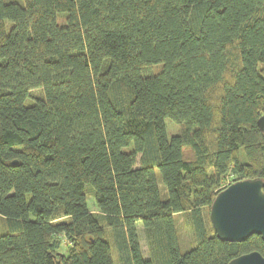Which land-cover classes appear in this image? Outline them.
Masks as SVG:
<instances>
[{
	"label": "trees",
	"instance_id": "obj_1",
	"mask_svg": "<svg viewBox=\"0 0 264 264\" xmlns=\"http://www.w3.org/2000/svg\"><path fill=\"white\" fill-rule=\"evenodd\" d=\"M263 114L264 0H0V264L264 255L210 219L264 179Z\"/></svg>",
	"mask_w": 264,
	"mask_h": 264
},
{
	"label": "water",
	"instance_id": "obj_2",
	"mask_svg": "<svg viewBox=\"0 0 264 264\" xmlns=\"http://www.w3.org/2000/svg\"><path fill=\"white\" fill-rule=\"evenodd\" d=\"M258 125L264 132V114L258 119ZM210 219L222 240L242 242L254 234L264 240V179L237 180L219 191L210 206ZM55 264L63 263L57 259ZM228 264H264V255L253 250Z\"/></svg>",
	"mask_w": 264,
	"mask_h": 264
},
{
	"label": "rangeland",
	"instance_id": "obj_3",
	"mask_svg": "<svg viewBox=\"0 0 264 264\" xmlns=\"http://www.w3.org/2000/svg\"><path fill=\"white\" fill-rule=\"evenodd\" d=\"M155 70L153 72L158 71V69L160 68V64L154 65L153 67ZM32 94L34 96H38L41 94V90L39 89H34L32 91ZM165 125H166V131H167V135L168 137L177 134L181 131V127L182 125L173 121L170 118H166L164 120ZM157 178L159 181V184L161 186V188H163L162 186V180H161V176L159 174V172L157 171ZM94 198L91 195L87 196V203L90 209L92 210H96L95 204H94ZM137 228H138V235H139V241L141 244V249H142V253L144 257L148 256V252H147V244H146V239H145V233H144V229H143V225L141 221L137 222ZM178 230L180 232V238L182 239V245L183 247H188L191 244V234L189 231L186 230L184 223H182V217H178ZM62 251H66L67 248L66 247H62L61 248ZM181 250L184 251L185 249L181 247Z\"/></svg>",
	"mask_w": 264,
	"mask_h": 264
}]
</instances>
